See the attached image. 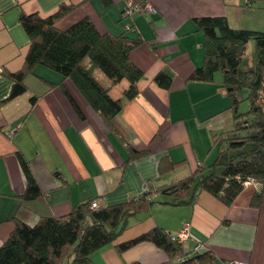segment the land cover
<instances>
[{
  "label": "crops",
  "instance_id": "obj_1",
  "mask_svg": "<svg viewBox=\"0 0 264 264\" xmlns=\"http://www.w3.org/2000/svg\"><path fill=\"white\" fill-rule=\"evenodd\" d=\"M149 1L155 12L123 17L126 0H0V102L11 88L4 71L18 70L28 49L21 14L47 16L64 3L73 8L56 22L59 29L88 17L101 33L118 34L131 25L130 35L141 34L145 41L129 52V59L143 76L137 96L124 99L119 120L132 146L148 149L123 164L125 148L73 83L43 65L35 66L25 78L27 90L0 103V244L15 220L33 225L41 216L66 214L88 197H95L100 206L123 202L149 183L158 188L174 182L190 174L198 162L209 164L216 157V148L210 150L212 134L230 129L233 118L222 83L186 80L203 61L204 37L193 18L224 15L233 28L264 31V9L245 6L241 0ZM163 68L173 74L168 89L153 80ZM125 86V80L117 82L111 96H121ZM17 153L27 160L41 189L37 198L21 197L26 178ZM162 157L185 161L160 172ZM254 191L262 194L260 207L250 204ZM183 224H189V244L205 243L217 264H264V185L259 183L245 186L230 205L205 191L189 204L154 203L130 218L122 233L91 253V259L95 264L164 263L166 253L152 242L137 243L122 253L116 245L154 226L174 234Z\"/></svg>",
  "mask_w": 264,
  "mask_h": 264
},
{
  "label": "trees",
  "instance_id": "obj_2",
  "mask_svg": "<svg viewBox=\"0 0 264 264\" xmlns=\"http://www.w3.org/2000/svg\"><path fill=\"white\" fill-rule=\"evenodd\" d=\"M241 1L245 6L264 9V0ZM72 8V5L60 3L47 16L36 12L19 16L28 36V49L18 70L4 71L11 80V88L0 103L27 90L25 78L33 73L35 66L43 65L56 71L62 79L73 83L118 138L127 153L124 164L148 153L147 148L132 146L129 134L119 120L124 99L137 96V82L143 76L142 70L129 59V52L145 40L139 33L130 35L131 25L118 34L101 33L88 17L59 29L56 22ZM193 20L204 37L203 61L186 80L222 83L227 90L228 108L233 118L230 129L212 134L210 150L216 148L214 160L209 164L200 161L187 176L158 188L149 183L144 191L123 202L107 206L98 204L94 208L91 203L96 198L88 197L75 203L66 214L41 216L33 225L15 220L13 230L0 244V264H95L91 253L113 242L127 227L130 218L149 210L154 203L189 204L205 191L230 205L245 187L246 180L264 185V31L233 28L224 15L199 16ZM249 40L254 42V66L241 69ZM217 74H220L219 79ZM172 76L168 68H163L155 73L153 80L159 87L168 89ZM121 80L126 81V86L121 96L114 98L110 90ZM46 82L49 86L54 85ZM59 84L69 95L62 80ZM242 90L246 95L240 98L238 94ZM35 99L36 96H32L31 102ZM241 101L247 103L244 111L239 110ZM17 156L26 178L21 197H39L42 192L27 160L20 153ZM184 161L162 157L159 171L174 169ZM261 202V192L254 191L250 204L260 207ZM170 235L163 228L154 226L117 244L116 249L122 253L137 243L149 241L166 253L167 261L161 264H217L215 255L207 248L186 253Z\"/></svg>",
  "mask_w": 264,
  "mask_h": 264
},
{
  "label": "built area",
  "instance_id": "obj_3",
  "mask_svg": "<svg viewBox=\"0 0 264 264\" xmlns=\"http://www.w3.org/2000/svg\"><path fill=\"white\" fill-rule=\"evenodd\" d=\"M146 11V12H155V7L151 4L149 0H142V1H133V0H126L125 6L122 11L123 17H129L135 12ZM129 25H126L128 28ZM11 136V133H8ZM245 186L250 184H257L253 182L251 179H248L244 182ZM91 206L96 208L98 203L96 201H92ZM172 241L180 244L182 250L186 253L200 251L205 249V243L201 241L194 242L192 245L189 244V240L191 238L189 232V224H183L179 230L170 235ZM226 264H247L242 261L238 260H226Z\"/></svg>",
  "mask_w": 264,
  "mask_h": 264
},
{
  "label": "rangeland",
  "instance_id": "obj_4",
  "mask_svg": "<svg viewBox=\"0 0 264 264\" xmlns=\"http://www.w3.org/2000/svg\"><path fill=\"white\" fill-rule=\"evenodd\" d=\"M254 66V42L253 40H249L244 57L240 63L241 69H251ZM220 75V74H217ZM246 95V91L242 90L239 92L238 96L240 98L244 97ZM247 109V103L246 101H241L239 104V110L244 111ZM220 168L218 167L217 171H219Z\"/></svg>",
  "mask_w": 264,
  "mask_h": 264
}]
</instances>
